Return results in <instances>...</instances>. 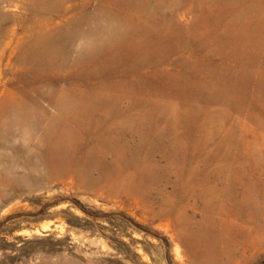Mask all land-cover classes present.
Wrapping results in <instances>:
<instances>
[{
  "label": "rangeland",
  "instance_id": "rangeland-1",
  "mask_svg": "<svg viewBox=\"0 0 264 264\" xmlns=\"http://www.w3.org/2000/svg\"><path fill=\"white\" fill-rule=\"evenodd\" d=\"M46 1L0 0V120L30 121L0 141V264H264V0H166L157 35L132 0ZM97 9L124 28L84 59ZM59 31L69 61H18Z\"/></svg>",
  "mask_w": 264,
  "mask_h": 264
},
{
  "label": "bare ground",
  "instance_id": "bare-ground-1",
  "mask_svg": "<svg viewBox=\"0 0 264 264\" xmlns=\"http://www.w3.org/2000/svg\"><path fill=\"white\" fill-rule=\"evenodd\" d=\"M66 1L68 0H48L46 1L45 4V9L43 12H41L42 18V22L46 21L49 18V14L52 13L55 9L60 8L61 6L63 7V5L66 3ZM136 0H132L130 2H126L127 7L135 10L137 12H141L144 16H156L157 17V21L158 24L155 27H151V28H146L149 30L154 31L153 35H157L159 31H161L165 26H166V22L168 19H170V17L172 15H167L164 11V4L166 0H163L162 3H158L156 2L157 0H142L141 2H135ZM156 2V5H153V2ZM172 1L174 4L176 3L177 5H183V8H188L190 7L196 0H170ZM181 3V4H180ZM121 7V6H120ZM48 8V9H47ZM2 9V2H0V37L1 35H6V36H10L11 38L14 37V32L15 29L10 28V24L11 21L9 20V18L4 15L1 12ZM37 6L35 8H33L34 12L37 13L35 14L36 17H39L38 15V10H37ZM80 13L77 15L79 16ZM88 15V14H87ZM75 16V15H74ZM83 16H86V14H83ZM89 16V15H88ZM15 23H17V18H15ZM70 24L66 25V31L69 29L71 30L72 27H74L73 22H70ZM124 28V23L121 21H116L112 18L109 17H105V14L97 9L95 10V12L93 13V17L82 21V23L80 24L79 30L81 31L80 38L82 40H89L92 36L91 33H102V32H111L114 33L113 36L117 37V39H119L121 37V32L120 30ZM140 28V27H139ZM138 28V29H139ZM145 29V28H144ZM59 32H63V31H59ZM68 32V31H67ZM74 36H72V34H66L65 32H63V34L60 35V33L57 34H52L50 36H43L42 38H37L35 40V44H34V49L32 50H25L23 51V55L21 56V58L18 59V61L20 63L26 62L27 60H29V55L30 60H32V58H41V60H45V61H49V60H53L56 61L54 65L57 64V62H59L60 65H63V63H66L67 61H69V57L72 56L73 54V49L74 46L70 43V39L73 38ZM43 39H46L47 42H44ZM92 40H90V44L89 46L91 47V51H77V55H83L84 59L87 58H91L95 55L94 52H96V49L101 46V45H106V41L104 40H100L96 35L93 36V38H91ZM1 45V44H0ZM53 48H55L53 50ZM41 49V51H40ZM43 49H45V51H49V52H44L43 53ZM51 52V53H50ZM50 53V54H49ZM74 56V55H73ZM76 58V56H74ZM2 115V119L0 120V141L5 143H12L13 139L17 138L16 136L18 135V132L13 128V129H5L4 130V126L5 125H9L10 127L12 126H20L22 124V122H27L29 123V119H27L28 117L25 116H21L19 115V110L17 111H13L11 113V116H7L5 114V111ZM51 122V121H50ZM52 125V124H51ZM51 130H43V131H38L36 130V132L32 135V134H27L24 136L26 142H30V140L36 139V136H40L42 138H44L46 135L48 134ZM40 134V135H38ZM21 137L23 136L20 133ZM38 141V140H37ZM11 150H13L14 152L18 153L19 152H28L27 150H20L18 148H11ZM176 248V253L178 258L182 261L184 259V254L182 249H180V247L178 245L175 246Z\"/></svg>",
  "mask_w": 264,
  "mask_h": 264
}]
</instances>
